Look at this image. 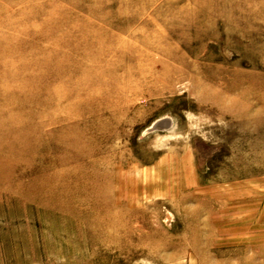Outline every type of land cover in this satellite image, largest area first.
Listing matches in <instances>:
<instances>
[{"label":"rangeland","instance_id":"rangeland-1","mask_svg":"<svg viewBox=\"0 0 264 264\" xmlns=\"http://www.w3.org/2000/svg\"><path fill=\"white\" fill-rule=\"evenodd\" d=\"M0 264H264V0H0Z\"/></svg>","mask_w":264,"mask_h":264}]
</instances>
